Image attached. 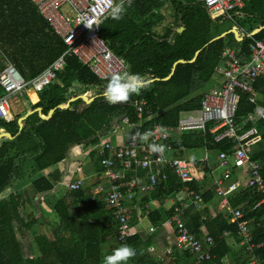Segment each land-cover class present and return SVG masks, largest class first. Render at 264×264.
<instances>
[{
  "label": "trees",
  "instance_id": "trees-1",
  "mask_svg": "<svg viewBox=\"0 0 264 264\" xmlns=\"http://www.w3.org/2000/svg\"><path fill=\"white\" fill-rule=\"evenodd\" d=\"M244 4V8L229 15L212 18L203 0H132L130 5L126 2L122 19L109 16L100 35L108 48L124 60V71L152 78L149 88L139 95L133 94L126 104H109L103 98L108 81H102L80 57L69 53L65 70L59 72L55 83L38 94L36 104L25 95L22 100L25 111L13 122L0 118V135L10 136L0 138V192L11 189L6 199H0V264H103L106 255L125 244L137 249L127 264H196L193 255L175 244L158 241L156 233L145 238L136 232L125 244H120L119 224L106 207L104 194L95 195L94 191L83 189L59 197L68 176V171L62 173L59 166L75 148L88 149L107 140L115 125L126 118L132 125H142L138 132L144 133L151 132L156 125L176 129L183 119L197 115L203 94L222 61L223 49L236 50L246 62L250 60L253 44L264 40V0H244ZM165 8L171 9L175 19L159 32L157 27L165 19ZM181 27L184 31L178 32ZM232 29L239 32L242 41L233 32L220 38ZM259 29L263 30L254 35ZM68 51L62 36L40 15L31 0H0V73L11 63L30 81ZM256 89L260 98L255 105L248 95L241 96L235 121L244 130L256 126L261 131L263 139L254 147L252 158L262 165L264 175V120L249 119L256 115L258 107L264 108V79L257 82ZM5 95L0 85V99ZM85 96L93 101L88 103ZM142 100L147 107L140 120L136 104ZM40 109L43 113L38 112ZM172 145L174 151L168 153L172 158H183L184 151L200 149L207 156H214L231 148L227 139L215 141L209 128L206 132L177 136ZM180 146H184V151L178 150ZM91 157L94 163L99 162L96 154ZM211 162L220 163V159L214 157ZM134 173L128 171L127 176ZM195 177L192 182L183 183L169 172L168 180L148 196V203L157 200L164 204L185 188L191 195L203 193L205 186ZM28 184L29 190L21 189ZM214 192L210 189L203 193L205 203L210 202ZM229 199L234 208L247 203V220L256 221L253 244L263 245L253 255L242 258V264H252L254 258L256 264H264V205L252 211L262 196L243 186L241 191L230 194ZM193 211L191 208L186 212V227L200 240L201 228L207 227L217 244L213 263L220 264L231 252L226 243L220 244V235L226 231L236 237L237 225H230L222 216L205 220L202 214ZM145 212L154 228L164 226L159 211ZM130 224L138 225L135 212ZM43 226L51 233L41 232ZM24 240L28 242L27 250ZM157 244L172 251L164 257L149 252V247Z\"/></svg>",
  "mask_w": 264,
  "mask_h": 264
},
{
  "label": "built area",
  "instance_id": "built-area-1",
  "mask_svg": "<svg viewBox=\"0 0 264 264\" xmlns=\"http://www.w3.org/2000/svg\"><path fill=\"white\" fill-rule=\"evenodd\" d=\"M40 15L50 23L55 31L62 36L69 47L67 54L55 61L43 74L27 81L11 63H7L0 73V85L6 95L0 99V118L13 122L16 118V105L22 103L25 95L31 92L39 94L46 87L55 83L59 72L66 68V56L75 54L88 65L102 81L114 72H123L124 60L117 57L107 46L100 32L104 21L110 16L108 0H31ZM212 18L229 15L237 9L244 8L243 0H203ZM119 2V0H117ZM70 10V14L64 13ZM91 22L89 28L85 24ZM221 65V67H220ZM217 67L219 85L209 88L203 94L201 109L197 116L183 119L176 129L156 125L151 130L148 139L141 141L133 136L142 129V125H132L129 119L117 123L111 136L102 143L91 148H80L82 153L96 154L103 176V182L98 188V194H104L106 207L112 211V216L119 224L117 240L125 244L134 234L131 226L134 203L139 194L150 196L158 190L159 185L168 180L172 172L183 183L194 180L191 174L190 162L184 158H172L168 153L174 151L172 141L189 132H209L215 141L229 140L231 148L215 154L220 164L226 169V174L246 172L247 185L262 196L264 204V175L262 165L252 158L254 147L261 142L263 135L258 127L244 130L236 121V111L242 95H248L251 104H256V84L264 79V40H259L252 46V57L243 62L235 50L224 49L222 62ZM220 74L222 76H220ZM220 80L222 82L220 86ZM147 104L140 101L136 104L138 119L143 120ZM264 120V113L258 109L256 115L249 116ZM163 129V131H161ZM116 143L113 144V140ZM121 140V141H120ZM165 145L162 154H154L149 150V144ZM184 146L179 151H184ZM79 150V148H77ZM177 152V151H176ZM135 172L127 176L128 171ZM144 171V174L138 172ZM221 184V183H220ZM216 188L217 194L223 197L224 206L228 204L227 196L235 191L241 183L231 184L227 190ZM85 188V180L77 179L67 185L69 191H80ZM187 192L185 188L183 192ZM190 206L201 207V195L197 194L192 203H181L169 219L175 225L178 236L175 246L183 252L193 255L196 264H215L211 251L216 244L211 237L203 240L192 235L184 223V217ZM233 221L239 223V236L252 242L248 222H242L245 213L234 211ZM137 253V249H134ZM170 249L168 252H171ZM149 252L155 253L156 247H149ZM255 264V261L253 262Z\"/></svg>",
  "mask_w": 264,
  "mask_h": 264
},
{
  "label": "crops",
  "instance_id": "crops-1",
  "mask_svg": "<svg viewBox=\"0 0 264 264\" xmlns=\"http://www.w3.org/2000/svg\"><path fill=\"white\" fill-rule=\"evenodd\" d=\"M244 6H245V4H244ZM262 30L263 29H259V30L255 31L254 35L260 33ZM231 32L235 33V35L238 37L239 41L243 40V38L239 37V32L236 29L229 30V31L222 33V34L226 35V34L231 33ZM227 48L228 47H225L224 49H227ZM224 49H223V51H224ZM228 49H231V48H228ZM231 50H234V49H231ZM223 51H222V53H223ZM236 53H237V51H236ZM237 56L239 57L238 54H237ZM251 57H252V54H251ZM251 57H250V59H251ZM220 67H221V65H220ZM43 73H41V74H43ZM220 76H222V75L220 74ZM218 78H219L218 74L216 73V75L211 79V83H210L209 88H212L216 85H219ZM221 84H222V82L220 80V86H221ZM32 94H35L36 100H33ZM28 96H29V98L33 104H36L37 101L39 100L38 94H36L34 92H31ZM257 98H260L259 93L257 95ZM19 105L20 106L22 105V107H23V110L21 111V113H22L23 111H25L23 101ZM258 109H260V111L264 113V108L258 107L256 110H258ZM15 114L19 115L20 113L18 114L17 110H16ZM194 116H197V115H194ZM258 119H259L258 117L255 118L256 121ZM77 148H79V150H77V149L73 150L69 159L65 163H62L59 166V169L62 173H66V171H68V176L66 177V183H63V186L61 188L62 190H61V192H59V197H61V198L64 196L65 193H67L69 191L67 189V185L69 183L77 180V179L85 180V188L84 189H86L88 191H94L95 195L98 194V188L101 185V183L103 182L101 167L98 166L99 162L94 163L92 160V157H91L92 155H90L89 152L82 153V149H80L81 147H77ZM185 152H187V151H184V154H183L184 159H185ZM178 154H176V156H178ZM214 157H217V156H215V155L214 156H206V158L194 157L192 160L186 159L189 162H195V163L196 162H203L204 163V168H206L207 171H204L200 175L197 176L198 179L205 186L202 189L203 193L210 191V189L215 190V192H214L215 194L212 197H209V200H210L209 203L208 202L205 203V198L203 196V193H201V194L197 193V194L201 195V207L196 208L194 206H190L188 208V210H190L191 208H194L195 211H193V213L202 214L203 215L202 217L205 220H214L218 216H222L223 219L225 221H227L230 225L236 224L237 225L236 237L231 232H226V231L220 235V244L226 243L227 246L229 247L230 251H231L230 254L228 256H226L224 258L223 262H221L220 264H242V262H241L242 258L244 259L245 257L248 256V254L253 255L255 249H257L259 247H263V245L256 247L253 244V238H252L251 243H249V244L246 243V240L243 237L239 236V223L233 221L232 212L237 211V210L244 212L245 218L242 220V222L244 221V222L249 223L250 234L252 237V231L254 229V225H255L256 221L255 220H251V221L247 220L246 212H245V210L247 209V203L242 205V206H238V207L234 208V207H232V205L230 203V199H229L230 194H232L233 192L241 191L243 186L248 187V185H247L248 175L246 172H236V173H232L231 175H227L226 169L223 168L220 163L214 164L211 162V160ZM140 172H143L142 174L145 173L144 171H140ZM193 177L196 178L194 175H193ZM237 182L241 183V186H239L235 191L231 192L227 196L228 204H226V206H224V204L222 203L223 197L219 196L217 194L216 188L221 183L220 188L227 190L231 184H234ZM21 189L25 190V191L29 190V184L22 186ZM183 191L175 194L173 197L166 200V202L164 204L157 202V200H152V202L148 203L149 202L148 198H150V197H148L147 195H144V194H139L136 197L135 202L130 203V205H132V204L134 205L133 213L134 212L136 213V218L138 221V225L136 227H134V233H136V232L142 233V235L145 238H148V237L152 236L154 233H156L158 235V239H157L158 241L165 240L166 243H170L171 246H173L176 243V238L178 236V232H177L176 226L171 225L169 223V219H170L171 215L173 214V212L175 211L176 207L180 206L181 203H191V202L193 203L194 197H195V195H197V194L191 195L189 190L187 192L186 191L183 192ZM31 196H32V194H31ZM262 205H264V204H262L260 202V204L256 205L252 209V211L254 212L255 210H259ZM146 210L154 211V212L159 211L164 217V220H165L164 226H162L160 229L154 228L148 220L147 213L145 212ZM184 223H185V221H184ZM259 226L260 225H258V227ZM201 232L203 235L201 240L205 239L206 237H211L209 235V231H208L206 226H203L201 228ZM237 241H239V243H237ZM215 244H216V242H215ZM157 245L158 246H156L157 250L155 253H157L159 257H164L166 254H168V251L170 250V249H168V246L159 247V244H157ZM216 248H217V244H216L215 248L211 251L213 257H214L213 252L215 251ZM254 261H255V258L253 259V262ZM255 264H256V262H255Z\"/></svg>",
  "mask_w": 264,
  "mask_h": 264
},
{
  "label": "clouds",
  "instance_id": "clouds-1",
  "mask_svg": "<svg viewBox=\"0 0 264 264\" xmlns=\"http://www.w3.org/2000/svg\"><path fill=\"white\" fill-rule=\"evenodd\" d=\"M131 4L132 0H108V6L110 8L109 15L114 20H120L123 17L125 9V3ZM89 28L92 23L85 24ZM153 83L151 77L143 76L139 73H132L128 70L123 72H114L108 78V82L103 88L104 100L112 105L126 104L133 94L139 95L142 90L149 88ZM163 131V129H161ZM151 135L150 132L140 133L137 132L133 139H139L144 141ZM150 152L154 154H162L166 146L156 143L149 144ZM77 149V148H75ZM74 149V150H75ZM11 194L10 188H5L3 192H0V199H6ZM136 255L135 250L128 245H121L116 248L110 255H106L103 258V264H127V262Z\"/></svg>",
  "mask_w": 264,
  "mask_h": 264
},
{
  "label": "rangeland",
  "instance_id": "rangeland-1",
  "mask_svg": "<svg viewBox=\"0 0 264 264\" xmlns=\"http://www.w3.org/2000/svg\"><path fill=\"white\" fill-rule=\"evenodd\" d=\"M64 13H66L68 15V14L71 13V11L70 10H64ZM163 14L165 15V19L157 27V30L159 32H163L164 28L167 27L168 25H170L175 19L174 13L169 8H165L163 10ZM16 110H17L18 114L21 113V111L23 110L22 105L21 106L19 104L16 105ZM115 143H116V139L113 140V144H115ZM207 155L208 154L202 149L193 150V151H187V152H185V159L192 160L194 157L206 158ZM98 166H100V165L98 164ZM190 169H191V174L194 175V176H198L202 172L207 171V169L204 168V163L203 162H196V163L195 162H190ZM261 202H262V200H261ZM40 231L43 232V233H47V234L51 233V230L50 229H46L45 226L40 227ZM24 243H25V247H26V250H27V247H28L27 240H24Z\"/></svg>",
  "mask_w": 264,
  "mask_h": 264
},
{
  "label": "water",
  "instance_id": "water-1",
  "mask_svg": "<svg viewBox=\"0 0 264 264\" xmlns=\"http://www.w3.org/2000/svg\"><path fill=\"white\" fill-rule=\"evenodd\" d=\"M184 27H181V28H179V29H177L178 30V32H183L184 31ZM225 34H222V36H220V38H222L223 36H224ZM87 101H88V103H91V101H93V99L92 100H89L88 99V97L87 96H85L84 97ZM73 101V100H72ZM69 107V106H68ZM38 112H40V113H43V110H38ZM32 114V113H31ZM31 114H29V115H31ZM24 119H22L21 121H20V126H21V128H22V121H23ZM3 137H9L10 138V136L9 135H0V138H3Z\"/></svg>",
  "mask_w": 264,
  "mask_h": 264
},
{
  "label": "bare ground",
  "instance_id": "bare-ground-1",
  "mask_svg": "<svg viewBox=\"0 0 264 264\" xmlns=\"http://www.w3.org/2000/svg\"><path fill=\"white\" fill-rule=\"evenodd\" d=\"M35 94H32V98L34 99Z\"/></svg>",
  "mask_w": 264,
  "mask_h": 264
}]
</instances>
